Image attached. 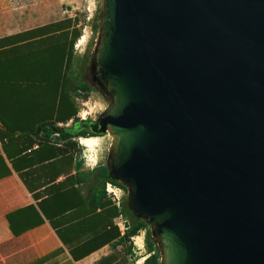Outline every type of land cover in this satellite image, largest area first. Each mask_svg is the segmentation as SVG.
<instances>
[{"label":"water","instance_id":"95a60500","mask_svg":"<svg viewBox=\"0 0 264 264\" xmlns=\"http://www.w3.org/2000/svg\"><path fill=\"white\" fill-rule=\"evenodd\" d=\"M90 75L159 264H264V0H99Z\"/></svg>","mask_w":264,"mask_h":264},{"label":"crops","instance_id":"0c3cea01","mask_svg":"<svg viewBox=\"0 0 264 264\" xmlns=\"http://www.w3.org/2000/svg\"><path fill=\"white\" fill-rule=\"evenodd\" d=\"M79 36L76 14L0 35V237L10 264L148 256L117 225L131 221L127 206L106 193L99 167L82 162L79 137L56 131L83 126L71 67Z\"/></svg>","mask_w":264,"mask_h":264},{"label":"rangeland","instance_id":"374dc122","mask_svg":"<svg viewBox=\"0 0 264 264\" xmlns=\"http://www.w3.org/2000/svg\"><path fill=\"white\" fill-rule=\"evenodd\" d=\"M75 14L80 21L81 34L84 29L88 34L83 46L79 48L74 46V58L71 64L73 83L89 85L88 92L79 95V110L80 112L81 110L87 111L86 120L97 121L109 104V98L102 94L90 76V66L98 35L99 0H0V35ZM77 120H80V117H77ZM109 142L108 136L103 135L100 136L97 147L95 146L93 150L79 146L78 151L83 158L82 162L88 166L99 168L105 166ZM114 192L118 197L123 198L124 204H127L126 190L118 188ZM137 235L141 236L139 239H135L138 244L142 245L141 256L147 255L146 231L141 230ZM7 248L6 243L3 247L0 237V264H10L7 259L4 260V257L8 255Z\"/></svg>","mask_w":264,"mask_h":264},{"label":"trees","instance_id":"16d2710c","mask_svg":"<svg viewBox=\"0 0 264 264\" xmlns=\"http://www.w3.org/2000/svg\"><path fill=\"white\" fill-rule=\"evenodd\" d=\"M74 89L80 91L81 93H86L89 90V85L87 83H80L78 85L74 84ZM81 124L83 126H79V124L73 123L72 126L68 129V131H64L62 128L57 127L56 131L62 135L64 138L66 136H71L73 134V137H100L103 136L102 134H99L98 132L95 133H87L85 131V128L87 126H95L94 123L90 120H84L81 121ZM102 177L105 178L106 183H110L112 186L126 190L125 187L118 183L117 181L113 180L111 178V175L108 171V169L105 166H102L100 168ZM127 203V202H126ZM128 204H126L127 206ZM127 210L129 212V215L131 216V221L129 222V228L127 230V236H135L138 234L139 231L144 230L146 231V237H145V244L147 246V257L144 259V264H159V255L158 251L156 249V246L154 244L153 238L150 236V232L148 229V225L142 221V219L139 216L133 215L131 211L129 210V207L127 206ZM148 229V230H147Z\"/></svg>","mask_w":264,"mask_h":264},{"label":"bare ground","instance_id":"6f19581e","mask_svg":"<svg viewBox=\"0 0 264 264\" xmlns=\"http://www.w3.org/2000/svg\"><path fill=\"white\" fill-rule=\"evenodd\" d=\"M87 34L88 33H87L86 29H84L81 36H79V39L76 43L77 48L84 45V43L86 42V39H87ZM86 114H87L86 110H81V112H80L81 117H84ZM99 139H100V137H79L78 141L80 142V144H82L84 146V149L93 150V148L97 145ZM110 189H112V188L110 187ZM136 239H139V236H137Z\"/></svg>","mask_w":264,"mask_h":264},{"label":"built area","instance_id":"2783aa9c","mask_svg":"<svg viewBox=\"0 0 264 264\" xmlns=\"http://www.w3.org/2000/svg\"><path fill=\"white\" fill-rule=\"evenodd\" d=\"M79 116H80V114H79ZM80 119H81V120H85L86 118H85V116H84V117H81V116H80ZM79 144H80V142H79ZM80 145H81L82 147H84L82 144H80ZM110 187H111L112 189H114L113 186H112L110 183L105 184V190H106V193L109 194V195H112L113 197L116 198V194H115L114 190L110 189ZM125 221H126V220H119V222L117 223V225H118L119 227H121L122 229H124V228H125V227H124Z\"/></svg>","mask_w":264,"mask_h":264},{"label":"flooded vegetation","instance_id":"af4514ba","mask_svg":"<svg viewBox=\"0 0 264 264\" xmlns=\"http://www.w3.org/2000/svg\"><path fill=\"white\" fill-rule=\"evenodd\" d=\"M91 76V75H90ZM92 80V79H91ZM94 84L98 87V89L102 92V94H104L105 96H107L105 93H104V91L98 86V84L96 83V82H94ZM108 97V96H107ZM109 98V97H108ZM98 120H99V118H98ZM98 120L97 121H92V124L94 123V125L95 126H88L87 127V129H86V131H87V133H95V132H97V122H98Z\"/></svg>","mask_w":264,"mask_h":264}]
</instances>
